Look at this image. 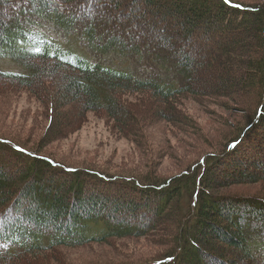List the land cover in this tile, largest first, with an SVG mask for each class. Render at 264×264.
Wrapping results in <instances>:
<instances>
[{"label": "trees", "instance_id": "16d2710c", "mask_svg": "<svg viewBox=\"0 0 264 264\" xmlns=\"http://www.w3.org/2000/svg\"><path fill=\"white\" fill-rule=\"evenodd\" d=\"M144 4L156 8L149 17L138 13L140 6L123 9L112 0H0V79L49 99L57 121L50 120L44 146L66 131L63 110L70 107H78V118L105 110L129 129L137 120L121 105L125 93H150L166 106L197 96L193 54L206 45V56L225 69L216 98L244 104L245 90L254 92L251 114L221 148L197 155L169 177L68 165L43 154L42 146L0 136V264H29L59 247L146 236L150 224L126 218L145 222L143 211L162 219L167 236L160 240L166 248L142 264H264V196L223 191L264 183V175L226 184L215 175L264 168V0ZM239 32L244 39L233 40ZM231 66L244 79L228 77ZM46 79L55 81L53 90L45 89ZM245 151L254 154L251 162L240 156ZM122 207L129 213L119 218Z\"/></svg>", "mask_w": 264, "mask_h": 264}, {"label": "rangeland", "instance_id": "374dc122", "mask_svg": "<svg viewBox=\"0 0 264 264\" xmlns=\"http://www.w3.org/2000/svg\"><path fill=\"white\" fill-rule=\"evenodd\" d=\"M112 1L123 9H135V5L140 6L142 8L138 13L146 11L147 17L156 9L151 7L147 10V5H143L145 0ZM238 1L250 3L262 0ZM157 18L160 16L157 15ZM107 29L111 30L108 27L105 31ZM197 37L194 36L192 42L199 41L196 40ZM238 38L244 39L241 32L234 34L232 39ZM226 40L230 41V37L224 38L223 43ZM207 52L208 45L200 47L193 54L196 58L191 57L196 63L195 82L191 86L197 96L175 99L166 106L160 104L150 93H125L120 96L121 105L132 112L137 120L129 122V129L121 126V121L109 118L105 110L89 112L78 118V107H70L63 110L67 115L62 122L66 123L68 128L58 141L46 146L45 134L50 120L52 119L54 125L57 121V115L51 114L49 99L39 90L30 91L29 86L0 79V136L8 137L29 148L42 146L43 154L68 165L85 164L90 168L116 174L127 173L144 177L156 174L169 177L193 161L197 155L221 148L225 139L234 136L236 128L243 126L253 110L256 96L254 92L250 95L245 90L247 97L244 104H235L226 98H216L220 78L225 75V69L221 64L212 63V54L208 57ZM198 54L202 56L200 59H197ZM227 71L232 72V75L227 76L233 78L236 83L243 78L242 73L236 71L233 66ZM45 82L47 91L54 89V80L46 79ZM168 108H174V111L166 112L162 116L161 112L167 111ZM187 119L193 123V130L184 127ZM250 153L245 151V155L240 156L251 162L254 154ZM239 172L235 170L229 174L222 171L215 175L218 181L226 184L248 176L262 178L264 168L262 166L258 170L243 169ZM126 191L134 197L133 191ZM223 191L264 196V183L234 185ZM121 203L125 204L124 201ZM128 213L125 207H122L119 218ZM141 213L140 218H147L145 222L126 218L129 224H150L151 231L146 236L112 239L107 244L95 243L77 248L59 247L55 255L41 257L29 264H142L166 248L160 240L161 237L167 236V229L161 224L162 219L154 214L148 215L144 211Z\"/></svg>", "mask_w": 264, "mask_h": 264}]
</instances>
